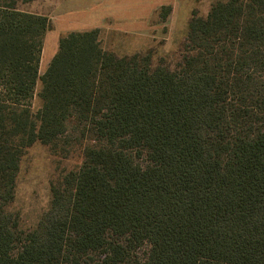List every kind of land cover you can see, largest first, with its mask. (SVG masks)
Returning a JSON list of instances; mask_svg holds the SVG:
<instances>
[{
	"label": "trees",
	"instance_id": "1",
	"mask_svg": "<svg viewBox=\"0 0 264 264\" xmlns=\"http://www.w3.org/2000/svg\"><path fill=\"white\" fill-rule=\"evenodd\" d=\"M19 1L35 0H0V264H264V0L194 11L178 71L91 30L63 36L43 76L51 21ZM71 131L100 147L25 235L7 211L20 155Z\"/></svg>",
	"mask_w": 264,
	"mask_h": 264
},
{
	"label": "rangeland",
	"instance_id": "2",
	"mask_svg": "<svg viewBox=\"0 0 264 264\" xmlns=\"http://www.w3.org/2000/svg\"><path fill=\"white\" fill-rule=\"evenodd\" d=\"M59 1L61 4V0H35L30 3L19 1L17 5L19 11H32V13L38 15L40 11L46 9L51 17H48L51 21V29L43 37L42 58L51 56L54 49L59 45L60 39L67 35L60 33L55 23L57 17L56 7ZM167 18L166 11L161 9L158 21L163 23ZM161 30L164 34L168 32L165 27L163 29L161 27ZM163 32H161L159 38L151 42L148 41L143 50L130 56L136 54L146 56L150 54L154 67L160 66L165 61L167 67L172 71H178L184 63L189 32H184L182 28L179 29L174 40L166 39L165 35L162 34ZM114 43L117 44V48H123L124 43L120 40ZM45 61L46 59H44L43 63L41 60L40 76H43L46 71L44 70ZM41 90L42 82L39 80L32 102L34 113H37L42 107ZM256 128L257 126L253 127V131ZM99 147V142L94 138L82 137L78 132L71 131L62 140L56 141L52 145L36 143L22 151L19 170L16 175L15 199L7 207V211L19 218L20 230L25 235L38 230L41 219L51 208L53 188L59 187L65 176L81 165L84 150L86 148L95 149ZM153 151L154 148L150 146L142 153H136V163L140 167L146 166L154 154ZM25 252L26 247L24 244L19 245L14 251V255L20 256ZM143 254L144 250L141 251L140 255L143 256ZM91 264L103 263L97 261L95 263L91 262Z\"/></svg>",
	"mask_w": 264,
	"mask_h": 264
},
{
	"label": "crops",
	"instance_id": "3",
	"mask_svg": "<svg viewBox=\"0 0 264 264\" xmlns=\"http://www.w3.org/2000/svg\"><path fill=\"white\" fill-rule=\"evenodd\" d=\"M213 1L215 0H61V4L60 1L57 2L55 23L58 31L63 34L99 30L103 49L118 57H126L143 50L148 41L159 38L163 32L161 27L167 28L168 32L162 33L166 39L174 40L181 28L184 32H189L193 12L196 11L199 17L206 19ZM164 7H170L171 14L165 22L160 23L158 16ZM22 12L38 15L32 11ZM39 15L51 18L46 9L40 11ZM117 40L124 43L123 48L116 47L114 42ZM58 50L59 45L51 56L43 57L46 59L44 70H47Z\"/></svg>",
	"mask_w": 264,
	"mask_h": 264
}]
</instances>
